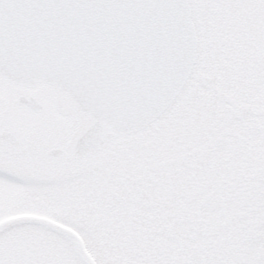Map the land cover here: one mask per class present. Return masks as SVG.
<instances>
[{
  "label": "snow or ice",
  "instance_id": "obj_1",
  "mask_svg": "<svg viewBox=\"0 0 264 264\" xmlns=\"http://www.w3.org/2000/svg\"><path fill=\"white\" fill-rule=\"evenodd\" d=\"M0 264H264V0H0Z\"/></svg>",
  "mask_w": 264,
  "mask_h": 264
}]
</instances>
